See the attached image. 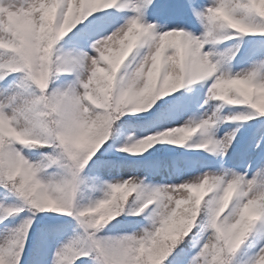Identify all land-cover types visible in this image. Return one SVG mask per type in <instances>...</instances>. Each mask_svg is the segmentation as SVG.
<instances>
[{"label": "snow or ice", "instance_id": "snow-or-ice-1", "mask_svg": "<svg viewBox=\"0 0 264 264\" xmlns=\"http://www.w3.org/2000/svg\"><path fill=\"white\" fill-rule=\"evenodd\" d=\"M245 36L264 0H0V224L19 218L0 264L34 224L37 264H264V41ZM249 120L243 144L210 132ZM198 133L213 160L158 155Z\"/></svg>", "mask_w": 264, "mask_h": 264}, {"label": "rangeland", "instance_id": "rangeland-1", "mask_svg": "<svg viewBox=\"0 0 264 264\" xmlns=\"http://www.w3.org/2000/svg\"><path fill=\"white\" fill-rule=\"evenodd\" d=\"M238 42V40H229V41H224L220 47L221 48H227L230 47L234 44H236ZM244 45L241 48V52L237 55V59H239L240 55H242L244 53ZM232 66H233V71H239L240 69L238 67H235L236 65V60H233L232 62ZM225 63L222 61L221 62V67H225ZM198 83H202V82H198ZM214 103V102H213ZM244 109L241 108H229V107H224L222 109V115H227L230 114V112H236V111H243ZM200 111H203V109H201ZM184 119H188V117H184ZM239 128V131L237 133V141H239L241 144L245 143L249 137V135L251 134L252 128L249 127L248 122L245 124H240V123H224L222 121H219L217 123V125L215 126V128L211 129L210 132L217 138H222L226 132L231 131L232 129H236ZM202 133H198L193 140H191V142L189 141L188 144L186 145V147L188 148V153L187 154H191L189 157V161L188 164H182L178 158H173L172 160L175 161L174 164L170 163V169H180V170H184V169H188L190 167H192V164L190 163L191 161H194L196 159H202V160H206V161H211L214 158L212 156H210L207 152H206V156L199 153L198 150H194V149H190L189 148V143L190 145L199 142L202 139ZM236 142L234 141V144ZM228 159V158H226ZM230 164H234L237 166H240L242 164V160L239 156V153L234 154L231 156L230 160H229ZM240 170L242 171L243 168H240ZM122 174H128V170H121ZM187 174H198V172H191V173H187ZM183 178L182 175H176L173 174L171 176V178L169 179L167 177V173L165 174V177L163 178V182L167 183V182H175L178 181L179 179ZM162 181L161 176H157L155 177V179L152 181L153 184H159ZM8 223V222H7ZM5 225H7L8 227H13L15 225H10V223L8 224H4V225H0V230H3L5 228Z\"/></svg>", "mask_w": 264, "mask_h": 264}, {"label": "trees", "instance_id": "trees-1", "mask_svg": "<svg viewBox=\"0 0 264 264\" xmlns=\"http://www.w3.org/2000/svg\"><path fill=\"white\" fill-rule=\"evenodd\" d=\"M261 119H264V117H261ZM155 147L157 149H162V150H168V149H171L172 150L171 152L162 151L161 153H158L159 156H165L166 154L172 155L177 150L172 145H167L165 148H163V145H156ZM151 151H155V149H153ZM118 155L119 156H128V154H124V153H120ZM144 155L147 156L148 153H145ZM128 158L130 160L142 159V157H134V156H128ZM83 195L85 196V202H86L87 192L83 193ZM41 215H51V214H41ZM64 219H68V218L65 217ZM35 244H36V235H34L33 240H31L30 247H29V251L28 252L26 251V256H25L24 260L22 261V264H37L36 259L34 258V256L31 254V251H30L32 248H34ZM83 261H84V259H82L80 261H77V262H83Z\"/></svg>", "mask_w": 264, "mask_h": 264}]
</instances>
